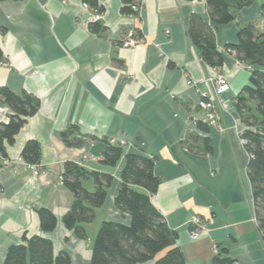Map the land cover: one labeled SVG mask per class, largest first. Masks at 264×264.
Returning a JSON list of instances; mask_svg holds the SVG:
<instances>
[{
  "label": "crops",
  "instance_id": "1",
  "mask_svg": "<svg viewBox=\"0 0 264 264\" xmlns=\"http://www.w3.org/2000/svg\"><path fill=\"white\" fill-rule=\"evenodd\" d=\"M135 3L140 12L127 14L122 0H98L103 19L96 21L83 0H0V86L40 101L14 144L6 145L10 165H0V264L25 233L50 239L54 255L67 253L69 264H91L101 224L130 222L115 197L131 153L155 160L161 184L151 201L177 232L186 264H218L217 258L223 264H264V237L242 138L246 127L236 109L237 97L251 85V71L226 50L250 23L264 32V0H250L232 22L218 27L216 43L224 57L219 69L201 59L189 36L193 15L211 22L206 0ZM94 23L99 33L91 30ZM130 29L144 36L137 48L122 46ZM220 77L229 85L223 93L216 91ZM202 93L215 101L216 127L198 108ZM11 114L0 101V123ZM71 129L72 135L78 129L91 138L68 147L61 133ZM33 139L42 148L38 174L17 162ZM109 143L123 149L115 166L103 162ZM68 161L114 177L94 222L84 225L85 239L63 223L74 202L61 180ZM83 186L95 189L92 179ZM42 207L56 215L54 231H41L37 210ZM193 216L203 225L196 240L191 237Z\"/></svg>",
  "mask_w": 264,
  "mask_h": 264
},
{
  "label": "trees",
  "instance_id": "2",
  "mask_svg": "<svg viewBox=\"0 0 264 264\" xmlns=\"http://www.w3.org/2000/svg\"><path fill=\"white\" fill-rule=\"evenodd\" d=\"M83 1L93 9L99 8L98 0ZM122 1V11L133 14L131 5L135 0ZM206 2L211 22L193 15L189 36L201 59L219 69L223 66L224 57L217 47V29L232 22L236 11L247 6L250 0ZM90 28L95 33L101 30L98 23L91 24ZM226 50L235 53L237 59L251 71V85L246 86L237 97L236 109L246 127L242 138L249 156L247 174L252 187L256 221L264 237V32H258L255 24L250 23L239 30L237 43L228 44ZM0 101L12 111L9 121L0 123V156L7 157L6 145L14 144L16 135L28 118L39 111L40 101L28 92L17 93L5 86H0ZM72 132L71 129L61 133L68 147H80L91 138L82 135L78 129V135H72ZM122 154L121 145L109 143L103 162L115 166ZM21 157L27 163L41 164V143L35 139L29 140ZM154 166L153 158L134 153L126 155L115 205L129 215L130 222L104 221L101 224L92 243L91 264H143L150 261L153 264H186L184 254L176 244L177 232L168 226L165 217L151 201L161 184V179L154 173ZM89 179L94 182L93 191L83 186V182ZM61 180L74 196V202L63 217V223L67 229L74 230L78 237L85 239L88 236L84 225L94 222L97 209L106 202L114 177L68 161ZM37 213L42 232L56 229L57 217L50 209L42 207ZM70 261L71 258L65 252L54 255L50 239L25 233L21 244L8 249L3 264H69ZM217 263L223 264L219 258Z\"/></svg>",
  "mask_w": 264,
  "mask_h": 264
},
{
  "label": "built area",
  "instance_id": "3",
  "mask_svg": "<svg viewBox=\"0 0 264 264\" xmlns=\"http://www.w3.org/2000/svg\"><path fill=\"white\" fill-rule=\"evenodd\" d=\"M85 8H89L88 4H84ZM131 10L133 13L137 14L141 10V6L138 3H134L131 5ZM94 18L96 21H101L103 19V14L99 12L98 9H93ZM144 42V36L139 35L135 29H130L126 35L124 36V39L122 40V46L125 48H137L141 43ZM3 65V63L0 62V66ZM250 69V68H249ZM217 93H223L229 89V85L227 81L220 77L217 80ZM189 84H193L190 82ZM198 108L201 110H204L206 112V121L208 125L211 126H218L220 115L217 112L215 101L210 98V96L207 93H202L201 98L198 103ZM0 162L3 166H9L10 160L7 157L0 156ZM19 163H22L27 166L31 171H33L35 174H38L42 171V165L41 164H32L27 163L22 157L18 159ZM190 227L191 229V237L192 239L196 240L200 237L203 225L202 220L199 216H193L190 220Z\"/></svg>",
  "mask_w": 264,
  "mask_h": 264
},
{
  "label": "rangeland",
  "instance_id": "4",
  "mask_svg": "<svg viewBox=\"0 0 264 264\" xmlns=\"http://www.w3.org/2000/svg\"><path fill=\"white\" fill-rule=\"evenodd\" d=\"M19 163V162H18ZM24 165V164H23ZM26 168H27V166L26 165H24ZM27 169H29V168H27Z\"/></svg>",
  "mask_w": 264,
  "mask_h": 264
}]
</instances>
